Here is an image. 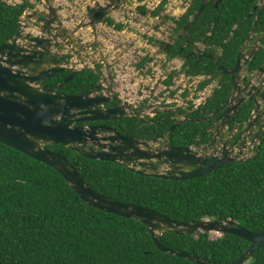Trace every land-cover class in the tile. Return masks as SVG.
<instances>
[{
  "label": "trees",
  "instance_id": "obj_1",
  "mask_svg": "<svg viewBox=\"0 0 264 264\" xmlns=\"http://www.w3.org/2000/svg\"><path fill=\"white\" fill-rule=\"evenodd\" d=\"M202 1L190 2L178 19L176 31L187 24ZM166 2L161 0L154 13L157 14ZM257 2L210 0L189 28L190 41L183 53L189 51L194 42H202L208 54L220 53L217 62L204 57H188L179 71L173 70L167 76L164 84L170 85L179 73L204 75L206 78L197 86L199 91L217 79V86L203 103L195 108L178 107L174 111L156 112L152 117L119 118L112 121L116 129L125 136L150 141L164 137L175 122L170 117L174 113L187 111V117L199 119L221 106L229 95L231 84L230 76L221 74L218 67L230 69L234 66L237 51L258 13V7L254 9ZM32 6L29 1L14 5L0 3V44L15 34L21 13ZM254 31L264 33V7L256 18ZM183 40L182 37L176 40L168 51L170 58L176 55ZM261 41L264 42V37ZM263 58L264 52L260 51L253 64H260ZM101 66L96 63L94 67L81 69L58 91L67 95L88 91L99 80ZM65 76L67 73L58 74L43 83L55 85ZM250 108L246 106L241 115L246 116ZM210 123V119L181 121L171 131L168 142L176 147L189 146ZM47 147L67 158L87 186L101 195L141 205L180 222L231 219L250 231L264 232V136L255 156L181 180L139 174L116 162L86 158L63 145ZM211 233H164L160 242L219 264L232 262L249 244L231 234L212 237ZM0 262L195 264L159 250L144 223L88 206L55 169L1 142ZM243 264H264V247L256 249Z\"/></svg>",
  "mask_w": 264,
  "mask_h": 264
},
{
  "label": "water",
  "instance_id": "obj_2",
  "mask_svg": "<svg viewBox=\"0 0 264 264\" xmlns=\"http://www.w3.org/2000/svg\"><path fill=\"white\" fill-rule=\"evenodd\" d=\"M24 1L29 0H0V3L14 5ZM30 1L33 6L21 13L15 34L0 44V142L55 169L88 206L144 223L155 246L165 253L195 264H219L191 252L164 246L160 242L164 233H227L249 243L240 256L223 264H243L256 249L264 247V232L250 231L231 219L180 222L141 205L101 195L87 186L67 158L47 147L63 145L86 158L112 161L139 174L176 180L199 177L228 163L242 162L255 156L264 136V59L258 65L253 61L260 51L264 52V43L261 42L264 33L255 38L253 34L264 0H258L254 6V9L258 7V13L250 33L237 51L234 66L230 69L218 67L221 74L230 76L231 88L226 101L204 118L184 119L201 122L218 113L208 129L198 136H208L205 145L197 146L198 150L190 145L176 147L168 141L158 144L161 138L147 141L124 136L104 124H77L144 113V109H134L126 99L111 108L102 107L103 103L120 97V93L112 97L110 94L114 91L112 83L121 77L120 67L114 69L112 63L105 61L104 55H100L103 72L91 89L77 95L58 91L87 66L79 62L86 51L97 44V27L103 25L112 29L117 23L113 15L118 14L128 0H80L83 10L79 11V18L68 14L59 0ZM208 1L201 2L182 32H188ZM156 18H163L162 23L153 27L157 31L170 15L161 12ZM75 19L77 23L72 24ZM71 24L73 26L70 27ZM85 28H89L94 37L91 43L77 36L78 31ZM195 48L196 51L189 55L195 53L198 57L217 62L219 52L208 54L202 48ZM74 54L78 57L73 58ZM67 71L70 73L58 84H43L50 77ZM248 105L251 106L250 113L242 116V110ZM181 121V118H176L167 130L165 140ZM244 151L251 155H243Z\"/></svg>",
  "mask_w": 264,
  "mask_h": 264
},
{
  "label": "flooded vegetation",
  "instance_id": "obj_3",
  "mask_svg": "<svg viewBox=\"0 0 264 264\" xmlns=\"http://www.w3.org/2000/svg\"><path fill=\"white\" fill-rule=\"evenodd\" d=\"M168 1V0H167ZM192 0H186V2L183 4V6L181 7V5L179 6V5H177L176 4V6L175 7H173V6H169V4H167V2L163 5V7L161 8V10L157 13V14H159V13H161V12H166V13H168L169 14V10H173V12L175 13V11H178L179 13L181 12V14H183L184 12H185V10L187 9V7L189 6V4H190V2H191ZM160 2H161V0L158 2V4L154 7V3H153V1L152 2H150V6L152 7V8H148V6L147 5H145V2L144 1H141L140 2V4H137V3H130L129 4V1H128V3L125 5V6H122L121 8H120V10H119V15L121 16V18L122 19H124V22H122V23H117L116 24V26L118 25V24H121V26H120V28L118 29V30H123V29H126V28H128L127 27V25L129 24V22H126V21H132L133 19V22H135V23H139L140 25H141V29H142V31H144V30H146V31H148V32H142V35L141 34H139V37L141 38V40H142V43H141V45H144V46H146V48H145V50L141 53L140 52V54H142L139 58H138V60L135 62V63H132V64H135V65H132V67L137 71V70H141V71H143V73H140V71H137L136 72V75L135 76H133V79H135L137 82H136V90L134 91V90H128V88H126V90H124V91H122V93L118 90V88H119V85H120V83H116L117 81H115V83H112V86L114 87V91H113V93H111L110 94V96L112 97L114 94H116V93H120V97L119 98H117L116 100H111V101H108V102H105V103H103V105H102V107H104V108H111V107H113V106H115V105H117V104H120L121 103V101L122 100H124V99H126L128 102H131L132 104H133V106H134V109H144V113L142 114V115H140V116H135V117H139V118H143V117H146V116H154L155 115V113L156 112H161V111H165V110H172V111H174V110H176L178 107H181V108H183V109H186L188 106H192V108H195V107H197V106H199L201 103H203L204 101H205V99H206V97H208L211 93H212V91H213V88H215L216 86H217V84H216V86L215 87H213L212 89L210 88V89H208V90H204L206 87H207V85L203 88V89H201V90H197V86H198V84L201 82H198V84L197 85H195L194 83H191L190 85H188L187 84V82H185L182 78H178V75L180 74H176L174 77H173V79H172V83L170 84V85H166V84H164V81H165V79L167 78V76L173 71V70H177V71H179L180 69H181V67H182V65L184 64V62L187 60V58L188 57H191V56H196V57H198L195 53H193V54H191V55H189L190 53H192V52H194V51H196V48H195V46H197V47H199V48H202V50L204 51V48H205V46H204V44H202V42H194L193 43V46H192V48L189 50V51H187V52H185V53H183V50L186 48V45L189 43V41H190V39H189V35H188V32L185 34L184 32H182V29H183V27L186 25H184L180 30H178V31H176V25H177V22H178V19H179V17L181 16V14L179 15V16H177V17H172V18H169V20L168 21H165L164 22V24H162L161 26H160V30H161V27L162 26H165V24L166 23H169L170 22V20L172 21V25L169 27V31H167V30H162V31H159V33L161 34V37H158V36H153V34H156L157 32H158V30L156 31V30H154L153 29V27H155V25L157 24V23H162L163 22V18L162 19H160V20H158L157 18H156V15L157 14H155L154 13V11H155V9L158 7V5L160 4ZM132 4L133 5H135L134 7H133V10H134V15L135 16H130V13L128 12V10L126 9L127 7H130V6H132ZM166 4H167V6H166ZM141 6H143V8L142 9H139V7H141ZM132 14V13H131ZM137 15V16H136ZM170 15V17H171V14H169ZM257 15V14H256ZM150 17H155L156 19H157V22H154V20H152L151 19V22H149L148 21V18H150ZM192 17V16H191ZM126 19H128V20H126ZM140 19H142L144 22H141V20ZM191 19V18H190ZM189 19V20H190ZM136 20V21H135ZM175 20H177V22L176 23H174V21ZM188 23V22H187ZM115 26V27H116ZM131 29V28H130ZM172 31H174V36L173 37H168L169 38V40L168 41H166V40H164V35H165V33H169V34H171L170 32H172ZM251 31V30H250ZM164 32V33H163ZM250 33V32H249ZM261 34H263V33H261ZM261 34H256L255 33V31H254V34H253V38H255V37H257V36H259V35H261ZM146 35H148V38L146 37ZM153 37V38H152ZM181 37L184 39L183 41H182V43H181V46H180V48H179V50H178V52L176 53V55L174 56V57H169L168 56V51L171 49V47L172 46H174L175 44H176V40H178V39H181ZM187 38H188V41H187ZM144 41V42H143ZM161 41H163V43H161ZM262 42V41H261ZM262 43H264V42H262ZM167 44L169 45V47H167ZM148 47H150V51L151 52H149V54H148ZM155 47H157V51H156V56H157V54H163L164 56H165V58H166V60L167 61H169V62H171V64L172 63H174V66H172V65H169L170 66V69L168 70V72H167V74L165 75V77H164V80H163V84L165 85V89H163V92H165L166 90H168V89H171L165 96H163L162 95V93L163 92H161L160 94H159V98H161L162 100L163 99H168L169 97H173L175 94H176V92H175V88L179 85V83H181V85H182V87H184V89H181V91L179 92V94H178V97H182L181 98V100L183 101V105H177L176 104V102L175 103H173L172 105L171 104H169V105H167L164 109H162V110H159V109H154L153 111H152V113H153V115H149V114H146V110H148V109H150V108H152V107H154V105H155V103L153 104V103H150V101L151 100H153V99H155V97H153V95H154V93H151V94H153V95H150V96H148L149 98H150V101L148 100V103H147V100H145L146 98L145 97H147V93H149L150 92V84L149 83H145L144 82V80H146L147 79V77L149 76V75H151V70H152V67H153V65H156L155 64V62L157 61L158 62V60L156 59V56H155V54H152V52H153V50H154V48ZM97 48H99V43H97L94 47H92L91 49H88L87 51H86V53H85V56L82 58V56L83 55H80V57L83 59V61H80L79 63L80 64H86L87 66L86 67H94V65L96 64V63H100L102 66H101V68H100V70H101V74H102V70H103V62H102V59H100V55H101V53H99L98 54V52L97 51H95ZM80 52V51H79ZM139 52V51H138ZM205 52V51H204ZM207 53V52H206ZM93 55V56H92ZM96 55H98V58H97V60H93L95 57H96ZM64 57H67V56H64ZM63 57V58H64ZM74 57H78L77 56V54H74V56H73V58ZM105 57V56H104ZM257 57V56H256ZM198 58H200V57H198ZM81 59V60H82ZM92 61H95L94 63H91V60ZM105 59V58H104ZM256 59V58H255ZM264 59V58H263ZM85 60L89 63V64H91L92 66H88L89 64L87 63V62H85ZM143 60H145L144 62H143ZM263 61V60H262ZM143 62V64H141ZM156 62V63H157ZM116 63L117 64H119V67L121 68L122 67V62L120 61V62H117L116 61ZM159 63V62H158ZM138 66V67H137ZM162 66H164V65H162ZM85 67V68H86ZM113 71V70H112ZM64 73H67V75L70 73V71H67V72H64ZM64 73H62V74H64ZM182 74V73H181ZM184 75V74H183ZM101 76V75H100ZM138 76H140V78H141V80L139 81V80H137L138 79ZM185 76H187V75H185ZM194 76H200V75H194ZM194 76H188L189 78L190 77H194ZM202 76H204V75H202ZM205 78H206V76H204ZM188 78V79H189ZM100 79V78H99ZM48 80V79H47ZM204 80V79H203ZM202 80V81H203ZM217 80V79H216ZM98 82V81H97ZM134 83H135V81H134ZM183 83V84H182ZM44 84V83H43ZM185 84H187V85H185ZM45 85H47V86H54V85H49V84H45ZM56 85V84H55ZM208 85H210V84H208ZM126 91V93L128 94L126 97H124L125 95H123V92H125ZM195 92H197L198 93V95L199 96H196V98H194V96H195ZM173 93V94H172ZM140 97V99H136L137 97ZM150 104V105H149ZM125 110L126 111H128V112H130L129 110H127V108H125ZM159 110V111H158ZM250 110H251V108H250ZM249 113H250V111H249ZM248 113V114H249ZM211 114V113H210ZM218 113H216L214 116H213V118L217 115ZM247 114V115H248ZM209 115V114H208ZM246 115V116H247ZM124 117H134L133 115H128V116H124ZM170 117L171 118H174L175 120H176V118H181V120L182 121H191V120H184L185 118H189V119H192V118H190V117H187V111H184V112H179V113H174V114H172V115H170ZM206 117V116H205ZM119 118H123V117H119ZM119 118H117V119H119ZM204 118V117H203ZM213 118H211L210 120H211V122H212V120H213ZM117 119H113V120H107V121H84V122H80V123H77L78 125H87V126H89V125H94V124H104V125H107V126H109V127H111V128H114L118 133H120L117 129H116V127H115V125L112 123V121H115V120H117ZM199 119H201V118H199ZM194 120H197V119H194ZM209 120V119H208ZM205 121V120H204ZM195 122V121H194ZM179 124V123H178ZM211 124V123H210ZM210 126V125H209ZM208 126V127H209ZM208 129V128H207ZM206 131V130H205ZM204 131V132H205ZM203 133V132H202ZM201 133V134H202ZM121 134V133H120ZM123 135V134H122ZM200 134H198V135H196V137L193 139V141H192V143L190 144V146H192V148H194V149H196V150H198V147L197 146H199V145H205L206 144V141L208 140V136L207 135H203V136H201V137H198ZM125 136V135H124ZM159 138H161V141H159V143L158 144H160V143H163V142H165V141H168V138L165 140V135H164V137H159ZM159 138H156V139H159ZM262 139V138H261ZM153 140H155V139H153ZM194 140H196V143L194 144L193 142H194ZM150 141H152V140H150ZM261 141V140H260ZM260 144V143H259ZM221 143L219 144V147H221ZM187 147V146H186ZM212 151V149L210 150V151H208L209 153ZM237 153V150L236 149H234V154H236ZM243 155H246V156H250L251 155V153H248L247 151H244V153H243Z\"/></svg>",
  "mask_w": 264,
  "mask_h": 264
},
{
  "label": "crops",
  "instance_id": "obj_4",
  "mask_svg": "<svg viewBox=\"0 0 264 264\" xmlns=\"http://www.w3.org/2000/svg\"><path fill=\"white\" fill-rule=\"evenodd\" d=\"M59 1L60 3L63 4V8L66 9L65 11L68 14H74L76 18H79V11L83 10L82 5H81L82 3L80 0H69V2L66 0H59ZM29 2L31 3L30 0ZM77 6H78V9H77ZM134 6L135 5H132L126 8L129 13L130 12L132 13V14L130 13V16H135L134 10H133ZM113 16L116 18L117 23L124 22V19L121 18L119 13L114 14ZM133 20L126 21V22H129V24L127 25L128 28L123 29L121 31L115 27L116 25L112 29L106 28L103 25H99L97 27V34H96L97 38L95 39L97 43H99V49L98 51L97 50L95 51H97L98 54L101 53V55H104L105 61L112 63L114 65V69H118V66H119V64H117L116 61L122 62V67L120 68L121 77L116 82V83H120L118 90L121 93L122 91L126 90V88H128V90L135 91L137 89L136 88L137 81L134 79L135 80V83H134V80L133 81L129 80L128 77L131 76L132 78V76L136 75L137 71H140V73H143V71L141 70L136 71L132 67V63H135L138 60V58L142 55L138 51H136L138 45L142 43L141 38H139V34L141 32L137 34H133L131 33L132 31L130 29V28L136 27L142 31V29L140 28L141 25L139 23L133 22ZM140 20L141 22H144L142 19ZM71 23L76 24L77 20L75 19L74 21H71ZM72 24L69 26L70 27L73 26ZM77 34H78L77 36H80V38L86 43H91L94 40V37L91 34V31L89 28L79 30ZM130 53L134 54L133 57L131 58H130ZM155 53L156 51L153 50L152 54H155ZM156 59L158 60L159 63L156 64L157 61L155 62L156 65H153L152 70H151V75H149L147 79L144 80L145 83L150 84L149 87H150L151 93L159 92L166 88L165 85L163 84V80L168 70L170 69L169 65L171 64V62L166 60L163 54H157ZM88 66H92V65H88ZM178 78L179 79L182 78L185 82H187L188 85H190L191 83H194L195 85H197L198 82L205 79V77L202 75L189 78L188 76H185L183 74H179ZM137 80L139 81L141 80L140 76H138ZM216 84H217V80L215 79L210 83V85H207V87L204 90L206 91L210 88L212 89L213 87L216 86ZM170 90L171 89L166 90L165 92L162 93V95L165 96ZM123 95H125L124 97H126L128 94L125 91L123 92ZM136 99H140V97L138 96Z\"/></svg>",
  "mask_w": 264,
  "mask_h": 264
},
{
  "label": "rangeland",
  "instance_id": "obj_5",
  "mask_svg": "<svg viewBox=\"0 0 264 264\" xmlns=\"http://www.w3.org/2000/svg\"><path fill=\"white\" fill-rule=\"evenodd\" d=\"M129 1V4L130 3H137V4H140V2L141 1H144L145 2V5H147L148 6V8H152L151 6H150V2H152L153 1V3H154V7L158 4V2L160 1V0H128ZM186 2V0H168L167 1V4H171L173 7H175L176 6V4L177 5H181V7L183 6V4ZM132 4V5H133ZM167 4H166V6H167ZM169 14H171V17L170 18H172V17H177V16H179L180 14H181V12L179 13L178 11H175V13L173 12V10H169ZM151 19L152 20H154V22H157V19L154 17H150V18H148V21L149 22H151ZM172 25V21L170 20V22L169 23H166L165 24V26H162L161 27V30H160V28L158 29V32L156 33V34H153V36L155 35V36H158V37H161V34L159 33V31H162V30H167V31H169L168 29H169V27ZM131 33H133V34H137V33H140L141 35H142V32H148V31H146V30H144V31H141V30H139V28H136V27H134V28H131ZM171 34H169V33H165V35H164V40H166V41H168L169 40V38L168 37H173L174 36V31H172V32H170ZM141 37V36H140ZM139 37V38H140ZM146 37L148 38V35H146ZM153 38V37H152ZM144 42V41H143ZM145 48H146V46H144V45H138V47H137V49H136V51H139V53L141 52H143L144 50H145ZM98 49L99 48H97L96 50L98 51ZM151 49H150V47H148V54H149V52H151L150 51ZM154 50L155 51H157V47H155L154 48ZM133 53H130V58L131 57H133ZM93 56V55H92ZM97 58H98V55H96V57L94 58V60H97ZM91 60V59H90ZM92 61V60H91ZM85 62H87L86 60H85ZM88 63V62H87ZM89 64V63H88ZM156 64H158V62L156 63ZM89 65H91V64H89ZM132 65H135V64H132ZM170 65H172V66H174V63H172V64H170ZM138 67V66H137ZM128 79L129 80H134L133 79V76H132V78H131V76H129L128 77ZM135 81V80H134ZM183 84V83H182ZM185 85H187V84H185ZM129 86V85H128ZM130 87V86H129ZM181 89H184V87H182V85H181V83H179V85L175 88V92H176V94L173 96V97H169L168 99H161V98H159V94L161 93V92H163V90H161V91H159V92H154V95L153 94H151V91L149 92V93H147V97H145L146 99L145 100H147V103H148V100L150 101V98L148 97V96H150V95H153V97H155V99H153V100H151L150 101V103H155V105H154V107H152V108H150V109H148V110H146V114H149V115H153V113H152V111L154 110V109H159V110H162V109H164L167 105H169V104H173V103H175L176 102V104L177 105H183V101L181 100V98L180 97H178V94H179V92L181 91ZM196 96H199L198 95V93L197 92H195V96H194V98H196ZM150 105V104H149ZM158 110V111H159ZM210 236H212V237H215V236H217L216 235V233L214 234V233H211L210 234Z\"/></svg>",
  "mask_w": 264,
  "mask_h": 264
},
{
  "label": "built area",
  "instance_id": "obj_6",
  "mask_svg": "<svg viewBox=\"0 0 264 264\" xmlns=\"http://www.w3.org/2000/svg\"><path fill=\"white\" fill-rule=\"evenodd\" d=\"M169 6H172L171 4H169Z\"/></svg>",
  "mask_w": 264,
  "mask_h": 264
}]
</instances>
